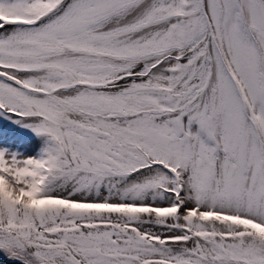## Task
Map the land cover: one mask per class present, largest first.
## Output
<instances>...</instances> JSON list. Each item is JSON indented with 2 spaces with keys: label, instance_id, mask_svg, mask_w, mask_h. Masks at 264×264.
Returning <instances> with one entry per match:
<instances>
[{
  "label": "snow or ice",
  "instance_id": "6c2138e0",
  "mask_svg": "<svg viewBox=\"0 0 264 264\" xmlns=\"http://www.w3.org/2000/svg\"><path fill=\"white\" fill-rule=\"evenodd\" d=\"M0 115V264H264V0H0Z\"/></svg>",
  "mask_w": 264,
  "mask_h": 264
},
{
  "label": "rangeland",
  "instance_id": "374dc122",
  "mask_svg": "<svg viewBox=\"0 0 264 264\" xmlns=\"http://www.w3.org/2000/svg\"><path fill=\"white\" fill-rule=\"evenodd\" d=\"M0 122L3 123L4 125V129H8V130H14L15 132L21 134V136L23 137H28L27 141H29V138L32 137V136H35V137H40V140H41V143H36L35 146H34V149H35V153L34 154H30V155H36L44 146L45 144V137L43 136H37L35 133L32 132V130L30 128H26V127H23L21 124H13L11 120H6L5 116L3 115H0ZM28 132V134H27ZM11 143H8L6 141H4L3 144H0L1 147H6V145H9ZM33 144V142H32ZM12 148H9V151L11 152H17V150H11ZM17 153H20V152H17ZM22 154V153H21Z\"/></svg>",
  "mask_w": 264,
  "mask_h": 264
},
{
  "label": "bare ground",
  "instance_id": "6f19581e",
  "mask_svg": "<svg viewBox=\"0 0 264 264\" xmlns=\"http://www.w3.org/2000/svg\"><path fill=\"white\" fill-rule=\"evenodd\" d=\"M11 150H13V149H11ZM14 151V150H13ZM21 154V153H20ZM23 155V154H22Z\"/></svg>",
  "mask_w": 264,
  "mask_h": 264
}]
</instances>
